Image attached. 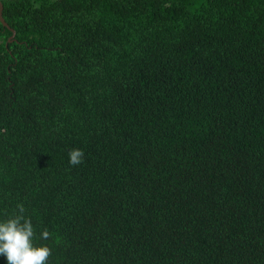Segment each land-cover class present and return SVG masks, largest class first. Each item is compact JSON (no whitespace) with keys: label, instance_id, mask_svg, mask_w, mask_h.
Listing matches in <instances>:
<instances>
[{"label":"trees","instance_id":"obj_1","mask_svg":"<svg viewBox=\"0 0 264 264\" xmlns=\"http://www.w3.org/2000/svg\"><path fill=\"white\" fill-rule=\"evenodd\" d=\"M2 3L0 218L48 264H264V0Z\"/></svg>","mask_w":264,"mask_h":264},{"label":"clouds","instance_id":"obj_2","mask_svg":"<svg viewBox=\"0 0 264 264\" xmlns=\"http://www.w3.org/2000/svg\"><path fill=\"white\" fill-rule=\"evenodd\" d=\"M84 155L81 149H73L69 152V164L72 167L81 165ZM24 213L23 204H18L14 216L0 218V257L6 259V264H48L51 249L36 245L33 223ZM49 236L47 230L41 233L42 239Z\"/></svg>","mask_w":264,"mask_h":264},{"label":"water","instance_id":"obj_3","mask_svg":"<svg viewBox=\"0 0 264 264\" xmlns=\"http://www.w3.org/2000/svg\"><path fill=\"white\" fill-rule=\"evenodd\" d=\"M3 10H4V6H3V3H2V0H0V21L5 27H7L9 30L12 31L13 34H12V37L10 39V41L12 42V39L15 38L16 32L5 21V19L3 17Z\"/></svg>","mask_w":264,"mask_h":264}]
</instances>
